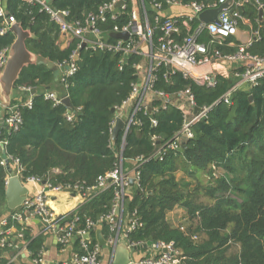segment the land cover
<instances>
[{
	"label": "trees",
	"instance_id": "16d2710c",
	"mask_svg": "<svg viewBox=\"0 0 264 264\" xmlns=\"http://www.w3.org/2000/svg\"><path fill=\"white\" fill-rule=\"evenodd\" d=\"M110 1L53 0L51 5L67 12L66 20L72 23L98 15L101 7ZM169 1L172 0H145L155 47L162 33L156 23L160 13L152 4H161L162 10H167ZM192 2L202 0H182L183 5ZM125 6V9L120 8L116 19L108 13L106 20L98 23L110 42L117 41L111 36L113 29L123 28L132 20L131 0H127ZM2 8L24 30L31 32L32 37L26 42L31 53L65 67L72 63L75 52L79 56L76 73L65 77L64 81L72 111L46 99V90L55 83L56 75L44 65L24 68L15 83L16 90L41 92L32 97L31 109L21 106L23 124L19 131L9 133L3 126L1 132L6 153L0 155V209L6 208L11 213L6 201L9 174L1 164L7 157L11 163L19 161L23 181L30 177L49 179L54 186L93 188L100 177L117 168L124 131L114 142L112 124L116 114L112 110L122 107L131 97L133 85L140 79L136 66L143 56L134 53L126 57L121 70L125 58L121 53L80 47L78 39L62 48L59 25L40 4L0 0V10ZM247 15L262 36L247 53L263 56L264 23L256 21L259 18L252 7ZM164 21L162 19L160 24ZM198 22L196 19L193 26ZM2 28L0 19V50L11 48L17 38L12 32L2 34ZM183 29L182 36H186ZM203 40L208 42L206 37ZM238 45L236 38L229 37L221 45H212V52L235 54L239 51ZM155 76L154 91L164 93L173 101L165 105L155 96L148 105L152 110L142 109L136 114L135 124L126 137L124 160H140V186L132 187L126 201V214L129 218L136 211L142 223V227L128 234V239L145 244L173 242L179 253V264H264V79L257 87L237 91L232 103L226 104L221 99L231 85L223 76H218L215 88L201 86L167 66H160ZM187 89L194 95L198 109L210 111L206 119L192 126L193 139L176 151H167L161 161L153 156L183 128L184 114L177 101L178 95ZM26 101L23 98L12 104ZM68 116L72 117L71 121ZM179 171L194 185L185 179L180 181ZM114 200L115 188L110 186L83 203L73 215L80 217L83 227L86 219L100 222L99 227L109 236L110 225L102 218L111 213ZM179 207L185 209L189 217L184 230L167 218ZM8 221L3 230L23 227L11 218ZM24 234L31 259L41 258L45 237H34L28 226ZM90 242L98 243L95 231L90 235ZM75 246L78 251L79 239ZM8 257L0 256V264H8Z\"/></svg>",
	"mask_w": 264,
	"mask_h": 264
},
{
	"label": "built area",
	"instance_id": "2783aa9c",
	"mask_svg": "<svg viewBox=\"0 0 264 264\" xmlns=\"http://www.w3.org/2000/svg\"><path fill=\"white\" fill-rule=\"evenodd\" d=\"M29 4H40L42 9L46 11L51 19L56 22L60 27L61 37L65 36L71 40L78 39L80 41V47L85 45L86 48L94 50H102L113 53H121L123 58L120 69L126 63V57L131 54H138L143 56V60L136 66L138 74L140 76L139 82L133 85V92L131 97L123 104L122 107L115 109V120L112 124V133L117 121V118H121L125 121L126 127L123 138V148L125 147L126 137L130 132L131 127L135 124V116L142 109H150L149 103L153 97L157 96L163 100L165 105L172 103L173 99L164 93H158L154 91V84L156 81L155 72L160 66L170 67L174 71L183 73L185 78L192 79L197 84L205 86L207 88H215L218 85V76L214 72L200 73L199 69L206 67L213 63L215 60H223L232 65L242 66L243 72L237 74L238 81L235 83L232 81L227 93L222 97L221 101L226 104L232 103L233 95L241 89H252L260 85L264 79V55L253 56L247 53V50L253 45L255 41L262 39L259 30L254 29L253 19L247 15L248 10L252 7L256 10L258 19L257 22L264 23V2L260 0H202V2H192L187 5L191 9L192 13L186 20L168 19L162 24L160 21L162 17L156 19V23L159 25V29L162 33L159 38L158 45L155 47L153 44V29L151 28L147 9L145 6V0H141L144 6L143 19L138 18L137 14L133 10L132 20L129 25L123 28L115 27L111 32H129L130 38L128 41L117 40L116 42H110L107 33L101 31L98 26L100 21L106 20V15L109 13L113 19L117 18V8L125 9V4L118 7V4L127 0H111L110 3L101 7L100 12L96 16H90L84 22H68L66 20L68 13L61 12L52 7L51 2L53 0H25ZM169 5H183L182 0H172L168 2ZM230 4L229 8L223 10L219 16V23L205 24L200 22L199 15L209 9H217L221 5ZM153 9L158 11L162 10V5L153 3ZM260 11L263 12V18L260 19ZM0 19L3 23L1 29L2 34L10 32L11 27L16 24V19L11 16L5 8L0 10ZM196 19L199 20L198 27L191 29L190 25ZM261 26V25H260ZM186 30V36H182L184 29ZM247 31L251 35V39L238 45L239 51L231 55H223L220 51L212 52V45L219 43L229 37H237L240 32ZM182 37V38H181ZM203 37L208 38V42H204ZM181 38L182 40H178ZM234 44H232L233 46ZM147 47V50L144 48ZM11 48L0 50V76L4 73L8 60L10 58ZM79 59L78 53L75 52L72 57V63L69 66L60 65L59 68L64 70L68 68V71L64 72L61 82L64 84L65 77L69 78L74 76L77 71L76 61ZM144 60H148V63H144ZM65 85V84H64ZM67 89V85H65ZM30 93L32 90H23ZM68 95L60 96L55 93H45V97L48 100L53 101L55 104H63V99ZM178 97H182L186 100L187 106L181 107L177 104L178 108L182 110L184 114V125L182 130L175 136L174 140L168 143L166 146L161 147L153 156L159 158L161 161L164 159L167 151L178 150L188 140L193 139L194 134L192 132V126L207 118L210 111L208 108L198 110L196 112L197 103L194 95L190 89L182 92ZM32 99L24 104L11 105L6 108V115L4 118L3 126L9 133L19 131L23 124V116L20 111L21 106L32 108ZM2 103L0 102V107ZM130 107V110H129ZM127 109V111H126ZM68 120L71 121L72 117L68 116ZM154 125H157L156 121H153ZM5 146L6 143L2 142ZM122 152L117 168L100 177L97 186L93 188L84 189L83 187H63L54 186L50 183L49 179H40L36 177H30L26 181H23L21 168L19 161H14L18 166L17 175L21 178L23 184L29 188V194L23 205L14 210L4 217L0 222V251L2 255L13 253L9 255V263L15 264L16 260L20 257L22 251H28V242L25 241V227L29 217H33L40 221L41 224L47 228L57 239L58 245L66 250L69 246L74 245L79 239V250L75 251L71 258L64 261L62 264H103L102 261V246L100 243L94 245L90 242V235L93 231L99 227V223H94L90 219H86L85 226L81 225V219L77 215H73L71 218L60 216L51 206L52 197L64 193H74L82 199V204L93 199L97 194L106 190L110 186L115 188V200L111 213L102 218V221L110 225V232L107 239V245L113 248L115 253L117 247L122 240L126 241L128 248L132 251L142 248L145 243L131 242L128 239V234L136 229L142 227V223L135 211L129 218L126 214V197H128L129 190L132 189L131 179H135V186H140V173L138 171L139 161H129L133 164V169H126V162ZM7 162L11 163L10 158H5L1 164L7 168ZM8 180V179H7ZM46 180V184L43 182ZM35 187V192L32 193L31 188ZM71 190V191H69ZM8 218H11L14 222L22 225L21 230H17L15 227L3 230L9 223ZM127 225V232L123 237V227ZM182 227V226H181ZM16 229L13 233L12 230ZM184 230V226L181 228ZM22 245V246H21ZM151 254L137 260L134 264H179V253L176 249V245L173 242H153L151 247ZM30 254V253H29ZM37 264L41 263L42 257L34 260Z\"/></svg>",
	"mask_w": 264,
	"mask_h": 264
},
{
	"label": "crops",
	"instance_id": "0c3cea01",
	"mask_svg": "<svg viewBox=\"0 0 264 264\" xmlns=\"http://www.w3.org/2000/svg\"><path fill=\"white\" fill-rule=\"evenodd\" d=\"M133 10L137 14L138 18L143 19L144 17V6L141 0H131ZM119 7V6H118ZM120 11V7L117 8L116 12ZM192 13L191 9L187 7V5H174L171 4L169 5L167 10H161L160 11V17H162L165 20L168 19H179V20H186L188 16ZM199 22L193 26V23H191L190 28L191 29H196L198 27ZM237 41L242 43H246L251 39L250 33L247 31H242L240 34L235 37ZM70 43V39L62 36L60 39V44L62 48H66L68 44ZM144 62V61H143ZM242 66L240 65H232L230 63H227L223 60H215L213 63L206 67H202L199 69L200 73H205L207 71L209 72H214L217 74V76H223L229 81H234V78L237 79V74L240 72H243L241 69ZM63 83L56 79L55 83L50 87L47 88L46 93L51 92L55 93L60 96L67 95L66 91L63 92ZM66 88V87H65ZM40 90H37V93H40ZM31 94H24V91L22 90H13L12 96L8 98L4 92L2 87H0V102L2 103V106L0 107V121L5 118L6 115V104L9 103L10 101H19L23 98H26L27 101L32 99ZM154 98V97H153ZM26 101V102H27ZM177 104L181 107L187 106V102L185 99L182 97L177 101ZM130 110V107H129ZM127 111V109H126ZM2 143V142H1ZM0 155H4V149L0 145ZM126 169L132 170L133 169V164L131 162H126ZM10 167L13 170L14 173L17 174L18 171V166L15 163H10ZM36 188L32 187L31 191L32 193L35 192ZM131 190H129V193ZM128 193V194H129ZM129 197V195H128ZM82 205V199L80 196L75 195L74 193H64L60 195H55L52 197L51 200V206L52 208L60 215L63 217H69L73 215L76 210ZM2 211V214L0 213V222L3 220V218L9 216L8 210L0 209ZM168 220L173 223L176 226H183L187 225L188 221V214L186 213V210L183 208H175L172 212H170L167 216ZM26 226L31 231V234L34 237L38 236H44L45 237V250L42 254V262L39 264H62L64 261H67L71 258L72 254L77 251L76 248V243L74 245L69 246L66 250H63L57 243L56 237L47 230V228L44 227L43 224L40 223L39 220L29 217L28 221L26 222ZM1 228V227H0ZM16 229H13L12 232L14 233ZM98 230L101 231L102 237L107 241L108 235L105 234L102 230L101 227H97L95 232ZM123 237L127 232V225L125 224L123 227ZM96 239H97V234H96ZM98 241V239H97ZM99 243V241H98ZM101 245V244H100ZM131 264H134L137 260L148 256L151 254V250L149 248H139L137 250L132 251L131 250ZM9 255H13V253L6 254L5 256L8 257ZM102 261L103 264H114L116 261V255L113 252V248L110 245H105L102 246ZM15 264H37L35 261L31 259L30 254L25 251V249L22 251L20 257L16 260Z\"/></svg>",
	"mask_w": 264,
	"mask_h": 264
},
{
	"label": "water",
	"instance_id": "95a60500",
	"mask_svg": "<svg viewBox=\"0 0 264 264\" xmlns=\"http://www.w3.org/2000/svg\"><path fill=\"white\" fill-rule=\"evenodd\" d=\"M125 4V2H121L118 4V6H121ZM230 4L221 5L217 9H209L204 11L199 15V20L202 23L205 24H211V23H219V16L223 12L224 9L229 8ZM260 19L263 18V12L260 11L259 14ZM10 32H12L17 38L13 46L11 47L10 52V58L8 60L7 67L4 71V73L0 76V87H2L4 94L10 98L12 96L15 83L18 80L21 72L24 68L36 64V65H44L48 67L50 70H52L55 75L56 79L60 80L63 77L64 72L68 71V68H65L62 70L59 68V66L55 65L53 62L45 59L42 56H37L33 53H31L27 48V40L32 37V34L30 31H26L22 28V26L18 23L14 24L11 27ZM129 32H120V33H113L111 36L114 39L117 40H123L128 41L130 38ZM85 47V45H83ZM231 84L232 81H229ZM24 94H31L32 96L37 94V91H31L30 93L24 92ZM250 100L252 101V96L250 97ZM63 105H65L70 111H72V104L71 100L68 96L64 97L63 99ZM12 105V101L6 104V107H10ZM152 110L151 108L149 109ZM199 109H196V112ZM116 112L115 109L112 110V113L114 114ZM3 120L0 121V138H1V132L3 128ZM126 127L125 121L121 118H117L114 130H113V141L115 142L120 134L121 131H123ZM0 145L4 149V153H6L5 146L1 143L0 139ZM7 171L9 174L8 180H7V191H6V201L7 206L9 210L14 211L19 209L23 203L26 201L27 196L29 194V188L25 186L21 180V178L13 172V170L10 167V163L7 162ZM46 184V180L43 182ZM131 185L132 187L135 186V179H131ZM71 191V190H69ZM128 199V197H126ZM97 239L101 246H105L107 242L101 235V231L98 230L96 232ZM153 245V242H149L146 245L143 246V248H148ZM22 246V245H21ZM137 250V249H135ZM131 250L128 248L126 241L122 240L120 245L117 247L115 251L116 255V261L114 264H131ZM1 254V251H0Z\"/></svg>",
	"mask_w": 264,
	"mask_h": 264
},
{
	"label": "rangeland",
	"instance_id": "374dc122",
	"mask_svg": "<svg viewBox=\"0 0 264 264\" xmlns=\"http://www.w3.org/2000/svg\"><path fill=\"white\" fill-rule=\"evenodd\" d=\"M252 6V8H253V5H251ZM144 48L147 50V47L146 46H144ZM144 63H148V60H144ZM238 81V79H236V78H234V82L236 83ZM63 92L64 91H66V93H67V89L65 88V85L63 84ZM126 165H127V163H126ZM177 178L180 180V181H182L183 179H185L187 182H189L190 184H192L193 182H190V180L187 178V177H185V175H184V172L183 171H179L178 172V174H177ZM194 184H192V186H193ZM131 195V193H129V196ZM4 210H6V208H4Z\"/></svg>",
	"mask_w": 264,
	"mask_h": 264
},
{
	"label": "bare ground",
	"instance_id": "6f19581e",
	"mask_svg": "<svg viewBox=\"0 0 264 264\" xmlns=\"http://www.w3.org/2000/svg\"><path fill=\"white\" fill-rule=\"evenodd\" d=\"M63 186V185H62ZM64 187V186H63Z\"/></svg>",
	"mask_w": 264,
	"mask_h": 264
}]
</instances>
